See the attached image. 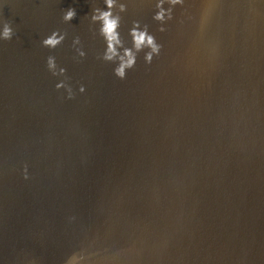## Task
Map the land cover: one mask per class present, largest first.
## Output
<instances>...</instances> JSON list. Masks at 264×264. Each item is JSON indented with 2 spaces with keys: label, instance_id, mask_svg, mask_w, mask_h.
Listing matches in <instances>:
<instances>
[{
  "label": "water",
  "instance_id": "95a60500",
  "mask_svg": "<svg viewBox=\"0 0 264 264\" xmlns=\"http://www.w3.org/2000/svg\"><path fill=\"white\" fill-rule=\"evenodd\" d=\"M96 6L0 2L15 33L0 41V264L73 249L86 264H264V0H184L162 32L155 0H129L124 44L136 19L162 47L123 80L99 59ZM57 28L65 40L41 46ZM48 55L83 93L55 89Z\"/></svg>",
  "mask_w": 264,
  "mask_h": 264
},
{
  "label": "clouds",
  "instance_id": "9594fccd",
  "mask_svg": "<svg viewBox=\"0 0 264 264\" xmlns=\"http://www.w3.org/2000/svg\"><path fill=\"white\" fill-rule=\"evenodd\" d=\"M2 2V0H0ZM103 7H92L90 14H85L89 20L97 25V32L104 41V49L99 59L112 64L113 75L123 80L128 70L135 67L138 55L143 52V61L150 64L154 57L160 54L161 43L156 36L149 31L147 24H141L139 20L133 19L128 28L130 37L129 45H125L120 35L121 13L128 9L129 0H102ZM184 0H155V10L152 12V19L158 22V30L164 31L167 21L173 18L172 9L176 5H182ZM168 7L165 8L164 5ZM76 9L68 6L61 10V20L69 22L76 16ZM12 23L0 16V41L10 40L14 36ZM65 40V33L57 28L51 30L41 40L43 47L54 49ZM74 43L79 42V37L74 38ZM80 57L86 53L83 49H77ZM45 65L52 77H61L56 80L54 87L57 90H63L65 99H72L76 91L83 93L85 85L79 84L74 91L71 84L68 83L66 68L63 65H57L56 58L48 55L45 58ZM23 179H29L28 165L25 163L20 169ZM63 264H86V258L79 249H73L64 258Z\"/></svg>",
  "mask_w": 264,
  "mask_h": 264
}]
</instances>
